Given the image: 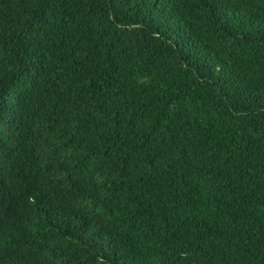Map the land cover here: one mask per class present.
Wrapping results in <instances>:
<instances>
[{
    "label": "trees",
    "instance_id": "1",
    "mask_svg": "<svg viewBox=\"0 0 264 264\" xmlns=\"http://www.w3.org/2000/svg\"><path fill=\"white\" fill-rule=\"evenodd\" d=\"M0 264H264V0H0Z\"/></svg>",
    "mask_w": 264,
    "mask_h": 264
}]
</instances>
